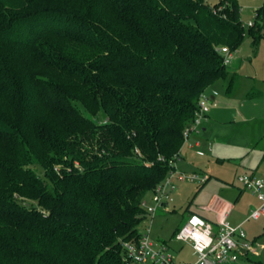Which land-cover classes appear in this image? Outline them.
<instances>
[{
  "label": "trees",
  "instance_id": "trees-1",
  "mask_svg": "<svg viewBox=\"0 0 264 264\" xmlns=\"http://www.w3.org/2000/svg\"><path fill=\"white\" fill-rule=\"evenodd\" d=\"M241 12L238 0H0V264H130L123 244L139 239L141 202L175 168L201 95L219 79L234 90L222 47L263 36Z\"/></svg>",
  "mask_w": 264,
  "mask_h": 264
},
{
  "label": "rangeland",
  "instance_id": "rangeland-1",
  "mask_svg": "<svg viewBox=\"0 0 264 264\" xmlns=\"http://www.w3.org/2000/svg\"><path fill=\"white\" fill-rule=\"evenodd\" d=\"M238 2L242 6L241 17L247 30L254 23L257 28L264 26L263 12L260 16L257 15L264 7V0ZM262 31L263 36L258 45L253 43L251 36H247L233 55L229 68L236 73L234 90L228 92L227 83L223 79L217 80L206 89L205 95L211 98L210 121H204L197 138L184 143L181 149L182 157L177 162V169L179 173L182 172V177L174 176L175 189L171 191L173 200L160 209L165 213L160 214L159 210L157 217H147L139 226L140 232L151 228V236L157 246L167 243L180 263L186 259L194 261L197 258L192 257L191 252L186 253L188 251H181L174 246L175 243H181L173 238V233L186 221L189 212L205 213L214 204L234 205L229 222L232 226H237L232 223L233 218L247 219L260 205L257 195L252 190L245 189L240 178L254 173L257 177L264 178V29ZM86 115L105 121V118L90 115L88 111ZM203 127H207V130L202 131ZM197 139L200 146L193 147ZM75 164L79 166L77 161ZM51 168L57 174L63 170L71 171L68 166L63 165L51 164ZM170 175H167V181ZM206 178L210 179L201 188ZM240 190L242 193L237 200ZM243 230L247 239L254 243L256 251H250L239 260L230 262L264 264V217L247 220Z\"/></svg>",
  "mask_w": 264,
  "mask_h": 264
},
{
  "label": "built area",
  "instance_id": "built-area-1",
  "mask_svg": "<svg viewBox=\"0 0 264 264\" xmlns=\"http://www.w3.org/2000/svg\"><path fill=\"white\" fill-rule=\"evenodd\" d=\"M222 52L225 54V62L230 64L233 58L230 49L223 47ZM210 102L211 98L203 93L198 102L195 118L184 132L185 142L189 139L191 133L201 132L200 126L209 116ZM173 164L176 169L171 170L170 179L167 181L168 178H166L149 199L145 198L141 202L147 217L156 216L161 208L167 206L173 200L171 191L175 189L174 176L179 175V178L182 177L177 170V162ZM240 180L245 189L252 190L260 201L259 207L251 212L249 219L261 218L264 216V179L255 175H246L241 177ZM230 211V205L223 207L219 212L217 225L208 222L198 213H192L185 223L179 227L174 239L191 244L197 254V260L190 264H220L237 261L242 256L248 255L250 251H256L254 243L247 239L242 224L232 226L228 221L227 217ZM151 231V228H147L146 232H141L138 240L124 242L123 245L127 251L130 264H177L169 245L165 243L157 246L152 239Z\"/></svg>",
  "mask_w": 264,
  "mask_h": 264
},
{
  "label": "crops",
  "instance_id": "crops-1",
  "mask_svg": "<svg viewBox=\"0 0 264 264\" xmlns=\"http://www.w3.org/2000/svg\"><path fill=\"white\" fill-rule=\"evenodd\" d=\"M215 93H217V92H215ZM212 99L214 100L215 99V95H213L212 96ZM208 123H209V116H208V119L206 120ZM205 123V122H204ZM207 130V127H203L202 128V131H206ZM201 133V132H200ZM198 134L199 133H195V132H193V133H191V135H190V137H189V139L185 142V143H187V142H189V141H191V140H193V138L194 137H196L197 138V136H198ZM200 141L197 139L196 140V143L194 144V145H192L193 147L194 146H196V147H198V146H200V143H199ZM211 149V148H210ZM212 150V149H211ZM201 152V151H200ZM200 155H203V154H200ZM182 157V151H181V156H180V158ZM178 170V169H177ZM182 173V172H181ZM253 175H255L256 176V174L254 173ZM259 178H261V177H259ZM264 179V178H263ZM240 192L242 193V190H240ZM239 196H240V194H239ZM238 196V197H239ZM237 197V198H238ZM240 198V197H239ZM238 198V199H239ZM237 199V200H238ZM226 205H230V204H227V203H225V204H223V205H213V207H208L207 209H206V212L204 213V212H199V211H191V212H196V213H198V214H200L202 217H204L208 222H211V223H215V225H217V222H218V218H219V212L223 209V207L224 206H226ZM230 207H231V211H230V213L228 214V221H229V219H230V215L232 214V212H233V210H234V205L232 206V205H230ZM191 212H189V214H188V216L191 214ZM158 213H159V211H158ZM157 213V214H158ZM161 213H165L164 211H161L160 210V214ZM188 216L185 218V219H187L188 218ZM157 217V216H156ZM262 217H264V216H262ZM261 217V218H262ZM261 218H259V219H261ZM251 219H253V218H251ZM259 219H254V220H259ZM247 220H249V217L246 219V218H244V219H242L241 217H239V218H236V219H232V223L234 224V225H239V224H242V226L246 223V221ZM185 222V220L179 225V227H181L182 226V224ZM179 227L174 231V233H173V238H174V235H175V233H176V231L179 229ZM181 244H177L176 245V243L174 244V246H175V248L176 249H180L181 251H188V252H186V253H189V252H191V256L193 257V256H197V254L195 253V250H194V248H193V246L191 245V244H189V243H184V242H180ZM170 247V246H169ZM171 248V247H170ZM197 260V258L194 260V261H191V260H189V259H186V260H183L181 263L180 262H178L177 261V259L175 258V261H176V263L177 264H190V263H194L195 261ZM226 264H235V262H226Z\"/></svg>",
  "mask_w": 264,
  "mask_h": 264
},
{
  "label": "water",
  "instance_id": "water-1",
  "mask_svg": "<svg viewBox=\"0 0 264 264\" xmlns=\"http://www.w3.org/2000/svg\"><path fill=\"white\" fill-rule=\"evenodd\" d=\"M263 21H264V11H263Z\"/></svg>",
  "mask_w": 264,
  "mask_h": 264
}]
</instances>
